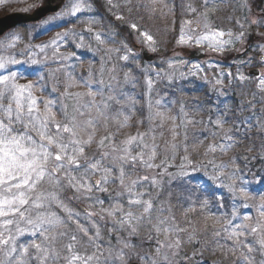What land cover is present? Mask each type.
I'll use <instances>...</instances> for the list:
<instances>
[{"label": "snow or ice", "instance_id": "snow-or-ice-1", "mask_svg": "<svg viewBox=\"0 0 264 264\" xmlns=\"http://www.w3.org/2000/svg\"><path fill=\"white\" fill-rule=\"evenodd\" d=\"M124 2L129 12L135 8L150 16L158 11L162 17L174 15V8L165 0ZM229 2L181 0V16L192 18L181 19L177 44L217 54L258 53V59L247 55L239 63L264 69V43L237 48L247 43L253 26L264 40V32L259 31L264 29V15L251 20L246 15L243 21L228 17L238 28L236 32L213 27L210 14ZM4 3L0 0V5ZM106 3L110 11L119 7L114 0ZM34 7L38 5L31 4L23 11ZM92 10L89 0H67L56 15L44 21V25L63 19L73 25L83 23L90 34L87 44L83 32L67 26L47 43H30L24 52L12 51L21 39L18 33L0 40V264H205L206 252L219 253L229 264H264V195L259 196L255 218L241 216L235 205L230 212H220L225 205L215 193L212 197L221 201L217 212L211 211L209 198L197 197L183 208L181 224L173 211L174 193L169 187L175 180L187 182L203 171L215 188L226 189L234 201H241V207H250L247 201L254 197L243 186L247 181L237 176L239 169L226 173L236 157L219 165L210 160L216 171L209 175L206 166L190 159L188 127H201L202 133H207L193 134L192 151L207 139L214 141L207 145L205 156L217 151L227 154L244 139H251L253 129L264 133V71L245 75L238 66L235 74L219 72L211 82L217 97L210 100L215 115L210 114L206 122L197 120L195 115L203 111V103L189 107L166 98L176 85L177 65L188 67L187 73H180L185 80L202 72L201 65L170 59L141 66L127 41L114 47L118 33L95 31L98 19L80 15ZM113 15L118 21L125 20L120 12ZM129 26L138 38L143 37L149 51L158 50L149 32L136 23ZM68 40L76 48L100 51L99 68L94 70L90 64L80 77L68 72L63 99H42L46 77L30 79L28 68L43 66L49 59L58 65L71 59L75 53L60 54V43ZM49 48L53 50L50 55L34 58L35 49L45 53ZM70 67L75 69V65ZM138 87L144 88L147 115L138 107ZM154 94L159 98L153 99ZM234 95L243 98L232 99ZM173 105H178L175 113ZM138 113L136 133L121 136ZM225 124L232 127L221 136ZM141 125L145 126L143 132L139 131ZM261 148L264 150V144ZM172 168L177 171H170ZM225 175L232 183H225ZM75 204L84 207L77 209ZM197 207L203 217L201 227L188 215ZM187 245L193 246L190 254L184 252Z\"/></svg>", "mask_w": 264, "mask_h": 264}, {"label": "rangeland", "instance_id": "rangeland-1", "mask_svg": "<svg viewBox=\"0 0 264 264\" xmlns=\"http://www.w3.org/2000/svg\"><path fill=\"white\" fill-rule=\"evenodd\" d=\"M174 1H178L181 4V0H165L166 3H169L170 7H173ZM44 2V0H5V3L0 5V17H3L5 15L11 14V13H17V12H25L23 11L24 8H27L31 4L40 5ZM89 2L92 4L93 10L91 13H82L80 15L82 16H95L99 23L94 26L95 31L100 32H106L111 31L118 33L116 36L117 44L114 45V47H119L120 42L127 41L129 47L133 48L137 52V55L140 58V65L144 66L146 64L152 63V64H158L162 60H185L189 62L190 64L193 63H199L201 67L203 68V71L198 73L197 76H191L189 75L188 79H182L180 78V73L188 72L187 66H181L177 65L175 68V75L177 77L176 85L174 86L173 90L169 92V95L167 96V100H177V101H183L186 105L191 107L194 103H203L205 105L203 111H201L198 115H195V118L197 120H204L205 122L208 120V116L215 115L214 111L211 109V101H216L217 97L213 91V84L211 83L214 80V77L219 72H232L233 74L236 73L237 67L239 66L241 71L247 75L246 71L249 68H252V66L245 67L243 65H240L239 61L241 58H247V55H255L256 58H259L258 53H247L245 56L239 58V59H229L232 51L225 52L224 54H217L215 52H212L211 50L204 48L208 54L207 59L204 61H190L186 57L187 50L193 49V48H199V47H188V46H180L177 44V39L179 37V30L173 31V33L162 42L160 41L161 38V32L162 30L159 28H155V23L153 16H150L148 12H146L143 9L136 10L135 8L129 12L128 7L125 5L124 0H114V3H118L119 7L116 9H113L112 11L109 10L106 0H89ZM137 0H133V3L135 4ZM64 3H67V0H64ZM247 4L248 7H244V5ZM258 4V5H257ZM197 7H199V3L196 4ZM156 7L159 9L160 5L157 4ZM35 8V7H34ZM249 8L251 11L249 12ZM178 10L174 9V15H168L173 16V19L176 18V16L180 15L182 18H189L192 17L187 16L185 14L184 17L181 16V6L178 8ZM165 12H167V9H164ZM29 12V11H28ZM113 12H120L125 16L124 21H118L115 19V16L113 15ZM159 12V11H158ZM157 12V13H158ZM56 14H51L42 19L41 22H39L36 25H29V26H18L15 30L5 35L2 39H5L8 35L12 33H18L21 37V39L17 42L16 48L13 49V52H24L26 47L32 43V44H43L47 43L49 40L52 39V37L55 36L56 32L58 31H65L67 26L68 28H74L76 32H83V34L86 37L85 43L87 44L90 39V34L84 31V28L86 27L83 23H76L75 25L72 24V22L69 19H63L60 21L53 22L48 25H44V21L48 20L49 17H52ZM211 19L214 21L213 27H221L225 30L231 28L234 32L238 31V28L234 23H229L228 17H232L233 20L239 19L243 21L244 17L247 15L248 19L251 20L253 18H257L261 15H264V0H261L260 3H258L257 0H230V2L227 5H221L218 10L214 14H210ZM181 21V20H180ZM130 23H136L139 25V28L141 30L149 32L154 39L157 42L158 50L156 52L149 51L147 48V45L145 43H142L143 37L138 38V33L134 32L130 28ZM195 25V24H193ZM180 26V25H179ZM160 27V25H158ZM201 31H203V26L201 25L200 28ZM259 31L264 32V29H260ZM252 38L256 40V42L252 43V45H256L257 43H264V40H261V37L256 35L255 26H253L252 29ZM227 38V37H225ZM91 43L93 45V49L97 47L96 42L94 39L91 40ZM174 49V50H173ZM53 50L51 48L45 49V53H40L39 49H35L36 56L34 58L40 59L44 55H50ZM144 51H147V53L154 55L155 59L153 61H146L143 53ZM167 53V56L165 53ZM72 53H75V56H72L71 59L67 61H60L59 65L56 63H53L51 59H49L43 66H31L28 68V72L30 73L29 78L35 80L38 75H43L46 77V83H47V89L45 93L42 96V99H56L59 97L61 100L63 99V90L64 86L67 82V73L72 72L73 75L76 77H80L81 75H84L87 70L89 69V65L91 64L93 69L96 70L99 68V60L101 58V52L96 51L95 53L93 51H90L88 48H76L75 43H73L71 40L68 41H62L60 43V54H63L65 56H70ZM28 55H31V53H27ZM76 57H79L80 59L77 60ZM23 59L24 57H20ZM114 59V55H113ZM235 60V62H234ZM209 63H211L213 66L209 67ZM72 65H75V69L73 70ZM258 68V67H256ZM205 77L207 79V82L205 80ZM22 83L26 81H21ZM143 83V81H141ZM227 84V81H225ZM159 88L160 85H157ZM55 89V91H53ZM73 91H84V89H73ZM137 94L141 96L140 104L138 105L139 108L143 111L144 115H147V109L145 107L147 98L143 96L144 88L138 87L135 89ZM238 93V89L236 90ZM38 95H40L38 93ZM159 98L156 97L154 94L153 99ZM243 97L239 95L232 96V99H242ZM221 100L225 99L224 97H220ZM178 110V105H173L172 112L175 113ZM140 117V113L137 114V117H134L131 121V127L125 128L121 132V136L124 134H135L137 131V118ZM232 127L231 124H225L223 126V130L221 131L220 135L222 136L224 132H227L228 129ZM139 131L143 132L145 131V126L141 125L139 127ZM165 138H168V132H167V125L165 126ZM211 131V129H209ZM193 134L196 135H207V133H202L201 127H195L192 126L188 127V144L189 152L191 153L190 159L194 161L195 164L198 165H204L206 166V170L211 175L214 171H216L212 164L209 163L210 160L214 161L215 164L219 165L221 163H229V161L236 157L235 165H230L228 169H226V173H230L235 170V168H238L239 171L237 172L238 177H242L244 181H247V183H244L243 186L248 189V191L252 194L254 199H249L247 202L250 205L248 208L241 207V201L236 200L234 201L231 198L230 193L227 192L226 189L223 188H215V186L212 185L211 181L207 180V177L203 175V171L195 173L193 176V179L191 181L194 182V186L196 187V191L192 188H186L185 190L182 188L181 185L178 184L179 181L175 180L169 185L171 187L173 193L180 194V197L183 198V208H186L191 200H195L197 197L204 198L207 197L210 200V208L212 212H217L218 208L217 205L221 202L219 200H216L212 197V193H215L216 196L221 197L222 202L225 205L224 209H219L220 212H230L233 205L237 207V210L241 216L243 215H249L252 217H258V212L256 210V205L260 203L259 196L264 195V150H262L261 145L264 144V133H259L255 129H253L249 136L251 139H244L242 143L238 144L237 147L234 149L228 151L227 154H222L219 151H217L215 154L209 153L207 156L204 155L206 147L210 143H214L211 139H207L204 141V145L200 146L196 151H192L191 145L193 142ZM182 140V137L178 138V143ZM219 142V138L215 143ZM252 148V151H248L249 148ZM182 151L178 153L177 155V162H179L180 155H182ZM247 157V159H245ZM177 171L176 168L170 169ZM222 179L225 180V183H232V181L227 180L226 175L222 177ZM237 185L240 184V180L236 181ZM208 185L209 187H205V185ZM184 195V196H183ZM174 197V196H173ZM191 198V199H190ZM175 206L173 208V211L175 212L176 218L178 221L181 222V224L184 223V216H183V209L180 211L178 205L173 203ZM74 207L77 209L84 207V205L75 204ZM189 217L196 221V226L201 227L203 217L200 215V209L197 207L196 212L189 213ZM208 224L211 225L212 221L209 220ZM216 227H219L217 225ZM192 245H187L184 249V252H187L188 254L192 251ZM183 254V253H182ZM212 261H222V264H229V261L224 260L223 257L217 253L216 255H210L209 253H205V264H211ZM188 264H192V261H189Z\"/></svg>", "mask_w": 264, "mask_h": 264}, {"label": "water", "instance_id": "water-1", "mask_svg": "<svg viewBox=\"0 0 264 264\" xmlns=\"http://www.w3.org/2000/svg\"><path fill=\"white\" fill-rule=\"evenodd\" d=\"M62 3H64V0H44L42 4L38 5V7L33 8L29 12L11 13L0 17V38L7 34L9 31L15 29L17 26L37 24L48 15L56 14L58 8ZM143 55L146 61L153 60V56L148 55L147 51H144ZM204 57L205 51L202 49L193 50L189 53V58L192 60H201ZM235 57L238 56L235 55ZM260 71L264 70L254 68L250 69L247 74L249 75Z\"/></svg>", "mask_w": 264, "mask_h": 264}, {"label": "trees", "instance_id": "trees-1", "mask_svg": "<svg viewBox=\"0 0 264 264\" xmlns=\"http://www.w3.org/2000/svg\"><path fill=\"white\" fill-rule=\"evenodd\" d=\"M258 3H260L261 0H257ZM258 5V4H257ZM173 8L178 10V14H179V7L181 6V4L178 2V1H174L173 3ZM172 15V14H170ZM170 15H166V16H161L160 12L156 13L155 16H153L154 21L155 23H157L155 25V28H157L159 30V28L162 30L161 32V38H160V41L162 42L164 39L166 40L172 33L173 31H178L179 28H180V20H181V17L180 15L176 16V18L173 19V16H170ZM173 20H175V24H173ZM158 25H160V27H158ZM256 42V40H254L252 38V36H250L249 40L247 41V43L245 45H237V48H244V47H247L248 45H252V43ZM174 50V49H173ZM167 53H165V55L167 56ZM169 54V53H168ZM231 59V56L229 57ZM154 59H155V56H154ZM173 172H175V170L173 169L172 170ZM179 181L178 184L182 186L183 189L187 190L186 188H192L193 190L196 191V187L194 186V182L189 180V181H181V180H177ZM197 192V191H196ZM184 196V195H183ZM185 197L181 198L180 197V194H174V197H173V203H175L176 205H178L180 211H182L183 209V199Z\"/></svg>", "mask_w": 264, "mask_h": 264}]
</instances>
